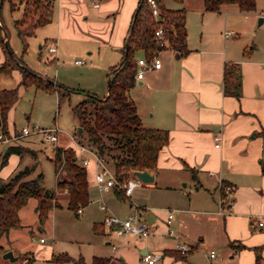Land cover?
<instances>
[{
	"label": "crops",
	"instance_id": "1",
	"mask_svg": "<svg viewBox=\"0 0 264 264\" xmlns=\"http://www.w3.org/2000/svg\"><path fill=\"white\" fill-rule=\"evenodd\" d=\"M169 1H164L166 7L185 9L187 51L176 56L170 49L171 53L161 59L159 68L146 71L141 80L135 81L141 94L133 99L142 125L163 128L169 133V141L160 149L156 167L151 171L153 182L133 189V192L140 189L138 193L144 195L146 201L143 200L139 211L154 226L155 232L146 237H131L118 246L115 257L124 264H147L141 260L147 251L160 255L154 264H253L257 257L254 248L264 244V225H258L259 218H264V13L243 11L237 3L207 10L204 0H172L167 5ZM137 2L101 0L95 7L106 13L103 20L94 22L103 25L102 43L114 47L120 54L119 61L113 65L120 63ZM53 3L56 18L53 15L50 23L36 30L45 29L42 38L54 43L59 55L61 43L71 48L79 38L75 17L81 19V13L82 19H87L88 10L81 0H53ZM260 17L262 20L258 23ZM194 26L197 38L188 40ZM229 29L235 33L224 36V30ZM1 32V39L6 42L5 31ZM244 48L248 49L247 56L243 55ZM163 53L160 51L159 57ZM4 59L1 49L0 65ZM227 62L240 64L238 98L223 92V68ZM2 73L0 86L5 77ZM4 132L9 133L7 128ZM215 134L220 136L218 146ZM16 140L0 141V160L7 146L24 148L21 153L8 154L0 171L10 162L16 164V171L21 170L25 150L36 155L33 149L13 143ZM220 182L232 190L220 191ZM220 197L225 206L232 202L229 212L220 211ZM37 202L30 197L18 210L21 227L10 228L2 235L5 239L22 234V227L28 225L27 212L32 209L37 215ZM165 208L174 209L169 225L165 222ZM132 211L129 204L120 214L125 217ZM101 221L102 217L93 223ZM168 228L174 231L173 235L167 234ZM100 235L109 244L104 233ZM12 242L17 243V238ZM177 244H185L188 253L182 255L177 251ZM211 249L217 252L215 258L207 256L206 252ZM259 253L260 264H264V247Z\"/></svg>",
	"mask_w": 264,
	"mask_h": 264
},
{
	"label": "trees",
	"instance_id": "2",
	"mask_svg": "<svg viewBox=\"0 0 264 264\" xmlns=\"http://www.w3.org/2000/svg\"><path fill=\"white\" fill-rule=\"evenodd\" d=\"M16 0H9L10 9L17 8ZM24 1V0H20ZM34 5L33 10L24 7L20 19L15 20L16 28L23 45H26L28 36L34 34L38 27L51 22L53 18V0H29ZM160 19L156 20L151 14V9L146 0H138L132 14L128 28L127 48L125 43L120 63L111 67L112 73L107 81V94L102 98L95 93L82 92L83 98L73 105L72 110L79 121L82 136L85 131L88 143L99 155L112 162L113 171L117 179L126 180L130 170H154L160 149L169 141L168 130L163 128L147 127L141 124L135 103L129 96V90L135 84L137 68V53L150 59L151 56L163 49L154 31L157 24L163 27L164 39L167 48L178 56L186 49L185 9H171L165 6V0H156ZM181 1V0H178ZM237 3L243 11H255V0H204V8L218 10L222 4ZM30 5V4H29ZM29 20L28 24L25 19ZM3 45L5 59L0 65V71L10 73L14 67L21 69L20 84L32 83L37 88H53L57 93L58 104L68 98L75 90L52 79H45L27 66L17 63L18 58L8 49L7 41ZM247 48L243 55L247 56ZM223 92L226 95L240 97L241 95V68L238 62H227L223 68ZM19 97L17 88H0V118L1 130L6 131V114ZM5 129V130H4ZM78 130V129H77ZM20 145H9L5 148L0 164L6 162L7 155L11 152L21 153ZM63 163V171L60 165ZM56 175L55 185L63 191L66 188L67 207L78 214V208L89 203L88 182L86 168L79 165L71 148L57 146L53 159ZM32 167L25 166L16 171L6 181L0 179V236L7 233L10 228L21 227L18 210L26 204L30 197L37 199L36 212L39 223H43L48 210L52 206H59L55 201V192L45 188L40 182L41 173L35 178L24 179ZM264 173V165H262ZM117 196H124L123 192L116 189ZM92 230L96 234H103L102 223L95 222ZM230 245L233 246V243ZM263 245L256 246V260L253 264H260L259 251ZM28 259L24 264H29ZM54 262L70 261L73 264H86L82 255L73 258L66 252L52 255ZM91 264H124L120 258L111 256H93Z\"/></svg>",
	"mask_w": 264,
	"mask_h": 264
},
{
	"label": "rangeland",
	"instance_id": "3",
	"mask_svg": "<svg viewBox=\"0 0 264 264\" xmlns=\"http://www.w3.org/2000/svg\"><path fill=\"white\" fill-rule=\"evenodd\" d=\"M81 1L84 3L86 11L88 10V15L86 16L87 19H82L83 15L79 12L81 19L75 17L79 38L73 42L71 48L61 43L62 51L57 55V58H54V54L51 55L47 50L48 46L54 43L49 42L48 39L44 41L43 35H41L42 30L45 29H38L34 34L28 36L25 46L18 35L15 20L20 19L24 7L33 10L34 5L29 0L23 2L16 0L17 8L12 10L10 9L9 0H0V20L2 22H0V36L3 37L1 32L3 29L7 35V47L12 55L21 59L28 68L38 75L75 90L70 93L68 98L58 104L57 93L53 88H37L32 83L20 84L21 69L19 67L12 69L10 73H2L5 77L0 88H17L19 94L17 101L6 114L5 129L7 128L11 133L32 125H38L39 127L57 126L60 130L58 143L62 144L57 146H61L63 149L71 148L73 152L75 151L71 144L74 146L75 140L80 141L85 146L89 143L85 131H83L82 136L77 132L79 121L72 107L84 97L82 94L84 91L95 93L101 98L106 96L111 67L119 61L120 57L118 50L102 43L104 41L101 29L103 25L94 23L103 20L106 13H101L98 8L91 4L90 0ZM126 1L130 3L131 0ZM171 1L167 5H171ZM255 4L256 11L264 13V0H255ZM53 15L56 18V11ZM28 23L27 18L24 24ZM197 35L194 26L188 33L187 38L188 40H194ZM1 49L4 52L3 45L0 43ZM163 51L164 53L160 56L161 59L171 53L169 48L163 49ZM75 59H83L86 63L75 64ZM21 60H19L21 63L18 61L17 63L24 66ZM134 85L128 92L131 99L137 98L141 94V88L138 87L137 83ZM72 134L75 140L72 139ZM15 142L21 143L36 152V155H34L30 150H25L24 156L22 158L20 156L21 169L26 165L32 167V170L24 179L35 178L41 173L40 182L45 188L55 192V201L61 206H52L48 210L43 223H39L38 216L31 209L27 212L26 221L28 225L22 227V234L9 235L8 239H5L2 234L0 236V264H24L28 259H32L29 264H73L70 261L54 262L51 260L53 254L57 255L63 252L73 258L82 255L86 264H91L93 255L101 256L113 253L110 244L105 242V237L100 234L95 235L91 226L93 221L99 220L101 217L103 219L107 213L100 209V192L94 179L95 166L92 163L85 165L90 201L89 204L81 207L82 212L76 214L67 207L66 193L63 194V191L57 189L55 185L54 155L47 153L40 134L33 132L13 143ZM0 145L2 144L0 143ZM105 159L108 168L113 171L112 162L107 158ZM15 167L16 164L10 162L0 171V179L3 181L8 180L16 172ZM60 168H62V171L64 170L63 163ZM116 189L111 188L103 192L102 198L109 209L108 211L120 217H124L120 213L126 211L129 204L132 205V210H134L135 204L140 206L143 205V200L146 201L144 195L138 193L140 189L134 191L130 197L117 196ZM35 220H37L36 225L34 224ZM40 237H43L45 241L39 242ZM16 238L18 242L13 243L12 241ZM6 250H12L13 254L19 256V258L13 262L3 258L2 255ZM111 257L116 258L115 256Z\"/></svg>",
	"mask_w": 264,
	"mask_h": 264
},
{
	"label": "built area",
	"instance_id": "4",
	"mask_svg": "<svg viewBox=\"0 0 264 264\" xmlns=\"http://www.w3.org/2000/svg\"><path fill=\"white\" fill-rule=\"evenodd\" d=\"M150 9L151 14L156 20L160 19V11L156 0H146ZM101 0H91V4L94 7L99 6ZM233 29L224 30L223 35L229 36L234 34ZM155 37L159 40L160 46L167 48V43L164 39L163 27L160 24H157L154 31ZM48 51L57 55V46L52 44L48 46ZM159 52L153 54L150 59H147L145 56H139L137 58V68L135 73V81L141 80L144 77V73L148 70L156 69L161 66V58L159 57ZM75 64H85L83 59H75ZM33 132H37L41 136V141L44 142V148L48 154H55L56 147L58 145L59 138V128L57 126L51 127H39L38 125H32L22 128L16 132L6 133L0 130V141H13L20 137L29 135ZM72 139L75 140L74 135L72 134ZM214 140L216 141L215 145H219L220 136L218 134L214 135ZM74 146L71 144V147L74 149V154L76 160L79 164L85 167V165L92 163L95 166L94 179L97 185L99 192L108 191L111 188H117L123 192L125 196H130L133 192V189L142 182L133 174H130L126 180H119L116 178L113 171H111L107 164L105 157L99 155L94 151V148L88 144L87 146L83 145L80 141H74ZM220 191L230 192L232 190L231 186L224 185L222 182L219 183ZM66 192V188L63 190ZM100 209L104 212H107L102 219L103 232L104 235L108 238L111 249L113 250V255L115 256L118 246L120 244H125L129 241L131 237H146L151 233L155 232V228L151 225L141 214L140 206L135 204L134 210L126 217H120L115 213L109 212L106 203L101 199ZM220 211L227 213L232 208V202L223 205L221 197L219 198ZM81 208H78L77 212H81ZM166 217L165 222L169 225L174 216V209L165 208ZM258 225H264V218L260 217L258 220ZM167 234L173 235L174 231L171 228L167 229ZM39 241H44L43 237L39 238ZM175 249L179 251L182 255H186L189 251V248L185 244H177ZM207 256L209 258H215L217 252L213 249L208 250ZM160 259L158 253L145 252L141 256V260L147 264H154Z\"/></svg>",
	"mask_w": 264,
	"mask_h": 264
},
{
	"label": "water",
	"instance_id": "5",
	"mask_svg": "<svg viewBox=\"0 0 264 264\" xmlns=\"http://www.w3.org/2000/svg\"><path fill=\"white\" fill-rule=\"evenodd\" d=\"M262 20V17L259 18L258 23H260V21ZM127 48V42L125 43V51ZM140 83V82H139ZM0 126H1V118H0ZM78 131H81V127H78ZM130 174L135 175L142 183H150L153 182L154 180V174L147 169L144 170H130L129 171ZM3 258L8 259L9 261H15L17 260L18 256L14 255L12 250H6L3 255Z\"/></svg>",
	"mask_w": 264,
	"mask_h": 264
}]
</instances>
